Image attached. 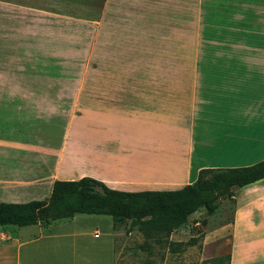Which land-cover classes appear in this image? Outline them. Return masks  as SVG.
<instances>
[{"label": "crops", "instance_id": "obj_1", "mask_svg": "<svg viewBox=\"0 0 264 264\" xmlns=\"http://www.w3.org/2000/svg\"><path fill=\"white\" fill-rule=\"evenodd\" d=\"M0 77V203L264 160V0H0ZM230 200L229 264H264V180ZM24 228L0 227V264H115L110 216Z\"/></svg>", "mask_w": 264, "mask_h": 264}, {"label": "trees", "instance_id": "obj_2", "mask_svg": "<svg viewBox=\"0 0 264 264\" xmlns=\"http://www.w3.org/2000/svg\"><path fill=\"white\" fill-rule=\"evenodd\" d=\"M264 180V160L248 167L205 169L197 181L177 190L125 192L83 177L77 181H56L49 199L27 203H0V227H45L76 215H105L115 230L131 222L146 240L169 243L172 232L187 225L201 210L208 214L219 208L222 197L234 189Z\"/></svg>", "mask_w": 264, "mask_h": 264}, {"label": "rangeland", "instance_id": "obj_3", "mask_svg": "<svg viewBox=\"0 0 264 264\" xmlns=\"http://www.w3.org/2000/svg\"><path fill=\"white\" fill-rule=\"evenodd\" d=\"M91 78H96V72L91 74ZM133 190L141 192L148 188L136 187ZM248 193L241 194L240 202L249 196ZM237 203V200L222 197L214 213L208 214L206 210H201L192 215L187 225L172 232L169 243L163 241L158 244L146 240L139 228L131 222L119 226L116 229L115 264H229L227 254L231 249V240L229 233L223 229L233 222V207ZM241 225L237 223L239 235L244 236L246 232H242ZM8 229L19 231L25 228L8 226ZM213 233H217L218 237L207 239Z\"/></svg>", "mask_w": 264, "mask_h": 264}, {"label": "bare ground", "instance_id": "obj_4", "mask_svg": "<svg viewBox=\"0 0 264 264\" xmlns=\"http://www.w3.org/2000/svg\"><path fill=\"white\" fill-rule=\"evenodd\" d=\"M121 160H122V158H121ZM121 160H120V161H121ZM125 160H126V159H125ZM125 160H123V163L127 161V160H126V161H125ZM118 163H120V162H118ZM116 164H117V163H116ZM120 164H121V163H120ZM124 164H125V163H124ZM117 165H118V164H117ZM124 167H125V166H124ZM121 169H122V168H120L119 170H121ZM121 171H122V170H121ZM121 171H120V172H121ZM124 171H125V170H124ZM127 171H128V170H127ZM126 173H127V172H126ZM127 174H128V173H127ZM125 175H126V174H125Z\"/></svg>", "mask_w": 264, "mask_h": 264}]
</instances>
